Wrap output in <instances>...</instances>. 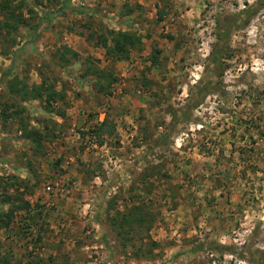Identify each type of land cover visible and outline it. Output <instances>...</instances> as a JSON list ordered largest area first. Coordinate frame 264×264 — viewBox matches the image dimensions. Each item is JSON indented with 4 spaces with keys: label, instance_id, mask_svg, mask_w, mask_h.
Returning a JSON list of instances; mask_svg holds the SVG:
<instances>
[{
    "label": "rangeland",
    "instance_id": "374dc122",
    "mask_svg": "<svg viewBox=\"0 0 264 264\" xmlns=\"http://www.w3.org/2000/svg\"><path fill=\"white\" fill-rule=\"evenodd\" d=\"M12 2L28 24L0 27V213L30 208L0 264H260L264 0ZM120 31L142 41L126 61L96 46ZM41 85L64 93L54 112Z\"/></svg>",
    "mask_w": 264,
    "mask_h": 264
},
{
    "label": "trees",
    "instance_id": "16d2710c",
    "mask_svg": "<svg viewBox=\"0 0 264 264\" xmlns=\"http://www.w3.org/2000/svg\"><path fill=\"white\" fill-rule=\"evenodd\" d=\"M4 2L1 5L2 15L4 18V28L7 30H14L17 28L18 24L19 26L22 24H28V21L26 19H23L24 17L21 16L19 13V9L23 7L22 3H19L18 5H14L12 0H3ZM15 1V0H14ZM246 14V12L243 13V15ZM4 21H0V27L3 28L2 23ZM111 42L108 41L107 37L98 38L96 46L101 47L105 50L106 56L109 58H114L119 61H126L130 59V56L132 54L133 50H140L142 46L141 37H139L137 34L132 32H111ZM93 35H89L87 37L88 41H92ZM65 52H72L71 50L65 51ZM222 49L218 51V54L216 55L215 59L219 58V55H221ZM73 56L78 57V55L75 52H72ZM65 53H63V59L65 58ZM156 63V61H154ZM153 62V63H154ZM96 74L99 80V88L100 90L104 92H109L110 86L113 84V82H117V79L114 77H111V75H107L104 71H93L92 69L87 70V74ZM110 80V81H108ZM102 81L106 83H102ZM108 94H111L110 92ZM32 98L34 99H41L44 100L45 108L49 112H54V104L58 103L59 101L64 100V93L60 92L54 88H48L44 85H41L35 89L32 90ZM59 116L64 117L65 113L63 111H59ZM108 119H105L99 126L95 127L93 131H89L90 134L95 135V137L102 139L103 136L106 135L105 128L108 125ZM28 137L32 138L33 142L38 144L39 147H41L42 141H41V132L38 129L31 130L30 134L27 135ZM104 141H101L99 145H103ZM6 203H11V199H7L6 201H3ZM30 208V203L27 201H22L21 204L16 205L13 204L11 209L8 212L0 213V230L4 228H8L12 221L15 214V210L21 209L26 210ZM146 220V218L139 217H133V214L131 215V219L127 218V216L123 217V223L121 224V227L123 228L124 225H131L133 223H142ZM211 251H216L220 253L221 255H229L234 254L231 253L228 246H224L221 244H218L216 242L212 243L210 246ZM260 264H264V259H259Z\"/></svg>",
    "mask_w": 264,
    "mask_h": 264
},
{
    "label": "crops",
    "instance_id": "0c3cea01",
    "mask_svg": "<svg viewBox=\"0 0 264 264\" xmlns=\"http://www.w3.org/2000/svg\"><path fill=\"white\" fill-rule=\"evenodd\" d=\"M53 36H58V34H57V33H55V35H53Z\"/></svg>",
    "mask_w": 264,
    "mask_h": 264
}]
</instances>
